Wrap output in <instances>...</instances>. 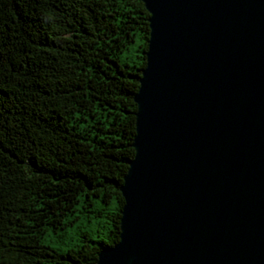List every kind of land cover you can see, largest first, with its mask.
<instances>
[{
  "label": "water",
  "instance_id": "1",
  "mask_svg": "<svg viewBox=\"0 0 264 264\" xmlns=\"http://www.w3.org/2000/svg\"><path fill=\"white\" fill-rule=\"evenodd\" d=\"M119 240L95 264H264V0H142Z\"/></svg>",
  "mask_w": 264,
  "mask_h": 264
},
{
  "label": "trees",
  "instance_id": "2",
  "mask_svg": "<svg viewBox=\"0 0 264 264\" xmlns=\"http://www.w3.org/2000/svg\"><path fill=\"white\" fill-rule=\"evenodd\" d=\"M148 17L142 0H0V264H95L119 240ZM82 208L103 236L42 242Z\"/></svg>",
  "mask_w": 264,
  "mask_h": 264
},
{
  "label": "rangeland",
  "instance_id": "3",
  "mask_svg": "<svg viewBox=\"0 0 264 264\" xmlns=\"http://www.w3.org/2000/svg\"><path fill=\"white\" fill-rule=\"evenodd\" d=\"M139 37L135 39L130 45L128 50L122 52L119 57L120 62H126L133 64L137 61V54L139 48ZM85 209H81V212H76V216L71 222L64 227V229H57L54 232H47L42 242L49 247L65 252L67 248L72 247L74 243H79L82 240V232H87L92 237H101L104 235L106 229H108V223L106 217H90L87 215ZM92 214V213H91Z\"/></svg>",
  "mask_w": 264,
  "mask_h": 264
}]
</instances>
